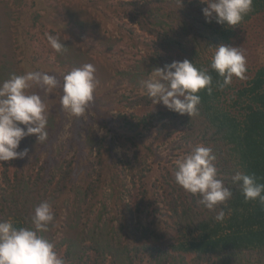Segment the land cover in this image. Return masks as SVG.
I'll use <instances>...</instances> for the list:
<instances>
[{
	"label": "trees",
	"instance_id": "obj_1",
	"mask_svg": "<svg viewBox=\"0 0 264 264\" xmlns=\"http://www.w3.org/2000/svg\"><path fill=\"white\" fill-rule=\"evenodd\" d=\"M117 5L124 19L151 37L152 49L135 68L117 70L134 93L126 100L127 112L119 114L124 123L121 129H126L110 132L112 142L87 138L95 165L94 171L81 179L76 176L73 161H65L51 173L41 167L35 176L24 174L22 168L11 175L5 165L0 169V221L10 219L14 227L33 228L30 217L34 208L49 202L55 219L59 210L67 215L66 231L57 246L65 247L66 257L72 261H81L91 250L102 257L111 255L117 263L132 264L131 253L138 255L146 246L159 255V264H186L188 257L196 262L215 258L218 264H249L253 258L264 259V205L258 200L246 202L231 181L235 172L241 171L264 184V66L239 86L230 83L220 89L222 78L209 67L207 58L213 46L230 44L237 28L264 12V0H253L252 10L231 28L214 21L206 23L201 11L206 5L199 0H123ZM87 13V9L65 6L68 23L82 34L87 33ZM36 18H41L38 13ZM58 37L66 47L54 52L60 66L71 70L87 63L82 49ZM185 59L198 69L207 68L212 77V92L204 89L197 93L201 98L198 114L192 117L172 112L162 103L153 104L142 86L155 67ZM11 63H0V81L18 74ZM153 129L155 140L179 131L187 152L198 144L212 149L217 178L232 191L231 199L217 206L226 213L223 222L214 220L216 211L197 203L198 195L175 183L174 172L168 173L169 186L159 196L163 199V206H159L154 191H149L144 182V173L151 171L150 167L137 168L145 157H141L143 150L157 156L154 143L146 144L140 135ZM127 143L134 148V161L129 159ZM128 181L139 186V198L126 199L120 194L118 187ZM60 201L65 204L54 203ZM112 210L116 217L106 218ZM147 210L152 226L140 221V233H133L134 240L122 239L125 221L134 215L140 218ZM55 227L52 223L47 232L39 234L52 242Z\"/></svg>",
	"mask_w": 264,
	"mask_h": 264
},
{
	"label": "rangeland",
	"instance_id": "obj_2",
	"mask_svg": "<svg viewBox=\"0 0 264 264\" xmlns=\"http://www.w3.org/2000/svg\"><path fill=\"white\" fill-rule=\"evenodd\" d=\"M119 1L123 0H0V63L11 61L13 70L18 74L27 71L47 72L54 75L58 81L57 87L50 91L35 85L29 90L30 93L38 94L46 105L47 140L41 142L35 135L25 137L17 151L27 148L28 155L22 159L0 161V169L6 165L12 175L22 168L24 174L35 176L41 167L44 168V172L51 173L65 161H73L76 176L81 179L86 173H92L95 165L94 154H91L87 147V138L93 136L98 141L107 139V142H112L110 132L126 129V127L121 129L124 123L120 120L119 114L127 112L126 100L134 93L129 83L117 74V70L135 68L143 57L151 54L152 49L151 37L131 25L124 19L123 13L119 12L117 5ZM65 6L87 9L85 17L87 33H80L79 29L68 23ZM36 13L41 18L35 19ZM47 34L62 36L76 48L82 49L84 57L87 58L86 62L94 65L96 69L94 99L80 117L73 116L61 108L63 76L70 70L56 62L55 50L50 47ZM228 45L240 47L246 59L245 78L233 76L231 81L232 86H239L257 69L264 66V12L237 28L234 38ZM210 56L211 53L207 54L208 59ZM140 135L146 144L154 143L157 156L143 150L141 157H145L138 163L137 168L150 167L151 171L144 173L147 176L144 182L149 191H154V196L161 207L163 199L159 196L169 186L168 173L174 172L175 161L186 154L187 150L179 131L171 137H159L157 140L155 129ZM127 144L131 150L129 159L134 161L132 159L134 148ZM121 150V148L118 150L119 153ZM128 182H123V186L118 187L120 194L126 199L139 198V195L136 196L139 186L134 187L131 181ZM106 192L109 193L108 188ZM54 203L57 206L65 204L63 201ZM58 212L59 218L53 222L56 227L53 230L52 243L65 264H120L115 262L111 255L102 257L91 250L83 254L81 261L68 259L65 254L66 248L57 246L66 231L64 227L67 215L62 210ZM149 214L147 210L140 218L137 215L129 217L128 221H125L120 237L133 241L135 238L133 233H140L138 230L140 221L144 226H152L153 219L148 217ZM115 217L112 210L106 218ZM148 247H143L138 255H135L134 251L131 253L132 264H159L157 259L159 255L152 253ZM186 264L218 262L215 258L196 262L188 257ZM249 264H264V259L253 258Z\"/></svg>",
	"mask_w": 264,
	"mask_h": 264
},
{
	"label": "clouds",
	"instance_id": "obj_3",
	"mask_svg": "<svg viewBox=\"0 0 264 264\" xmlns=\"http://www.w3.org/2000/svg\"><path fill=\"white\" fill-rule=\"evenodd\" d=\"M206 5L202 15L206 23L215 22L226 27L238 26L252 10L253 0H199ZM50 47L60 53L66 49L60 38L47 34ZM209 67L221 78L218 87L223 89L231 83L233 76L244 79L246 59L240 47L230 45L213 46ZM95 67L85 63L74 67L63 76L60 105L71 115L82 116L94 99L97 84ZM54 75L41 71H27L10 74L0 81V161L22 159L28 149L17 151L22 139L35 135L45 142L48 120L46 105L41 97L29 90L35 85L50 91L57 87ZM146 95L153 104L162 103L168 110L189 117L198 114L200 90L212 92V77L207 68L198 69L193 62L172 61L163 67H155L149 78L142 82ZM23 125L24 127H21ZM216 159L210 147L198 144L175 161V183L185 191L198 195L197 203L209 211H216L214 220L223 222L226 213L217 206L231 199L232 191L218 179V170L213 164ZM244 200H258L264 205V184L257 178L241 171L231 177ZM52 206L41 202L33 210L30 222L34 226L14 227L9 220L0 221V264H65L63 257L55 251V246L40 235L47 232L54 222Z\"/></svg>",
	"mask_w": 264,
	"mask_h": 264
}]
</instances>
